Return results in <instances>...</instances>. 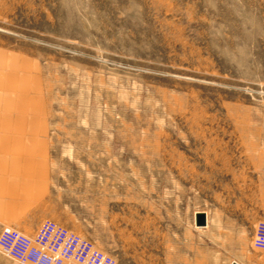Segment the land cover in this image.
<instances>
[{"label": "rangeland", "instance_id": "rangeland-1", "mask_svg": "<svg viewBox=\"0 0 264 264\" xmlns=\"http://www.w3.org/2000/svg\"><path fill=\"white\" fill-rule=\"evenodd\" d=\"M45 219L117 264H264V0H0V232Z\"/></svg>", "mask_w": 264, "mask_h": 264}, {"label": "built area", "instance_id": "built-area-1", "mask_svg": "<svg viewBox=\"0 0 264 264\" xmlns=\"http://www.w3.org/2000/svg\"><path fill=\"white\" fill-rule=\"evenodd\" d=\"M253 245L264 249V220L256 226ZM0 251L16 264H117L90 239L51 219L42 221L32 235L4 228Z\"/></svg>", "mask_w": 264, "mask_h": 264}, {"label": "water", "instance_id": "water-1", "mask_svg": "<svg viewBox=\"0 0 264 264\" xmlns=\"http://www.w3.org/2000/svg\"><path fill=\"white\" fill-rule=\"evenodd\" d=\"M196 224L198 226L207 225V216L204 212H198L196 215Z\"/></svg>", "mask_w": 264, "mask_h": 264}, {"label": "crops", "instance_id": "crops-1", "mask_svg": "<svg viewBox=\"0 0 264 264\" xmlns=\"http://www.w3.org/2000/svg\"><path fill=\"white\" fill-rule=\"evenodd\" d=\"M7 264H16V262L13 259L7 257Z\"/></svg>", "mask_w": 264, "mask_h": 264}]
</instances>
